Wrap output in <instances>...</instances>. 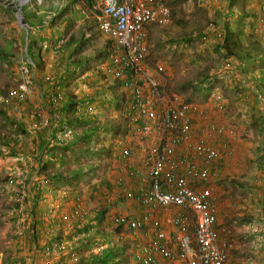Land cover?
I'll list each match as a JSON object with an SVG mask.
<instances>
[{
  "label": "rangeland",
  "instance_id": "374dc122",
  "mask_svg": "<svg viewBox=\"0 0 264 264\" xmlns=\"http://www.w3.org/2000/svg\"><path fill=\"white\" fill-rule=\"evenodd\" d=\"M18 1L0 0V264H42V248L37 245L39 242H35L34 246H30L28 242V239L34 237L37 240V237L44 235L38 233L42 229L37 231L38 220L35 219L33 207L40 208L42 212L40 221L45 224L49 222L52 227L50 230L45 229V233L47 231L48 236L54 235L56 239L65 240L67 243L70 250L61 257L65 264H79L90 254H99L108 248V241L116 246L126 245L125 252L116 257L115 262L139 264L136 254L142 245L140 240L132 238L126 230L121 235L114 234L116 225L113 219L115 217L119 215V217L134 218L137 212L133 202H121L115 199L116 194L112 185L114 176L111 174V168L113 170L114 165L107 154V149L114 141L112 137L105 132L97 133L92 143L83 147V143L79 142L73 148L71 147L72 151L58 150L59 157L54 158V155L51 156L46 151L42 152L39 147L45 135L43 131H37L31 126L33 111L38 112L40 118L49 119L50 117L51 104L46 97L50 91L55 92L57 89L53 87V84H46L45 79L48 77L57 81V78L62 76V85L58 89L64 98L69 97L81 102L83 94H88L90 98L96 94V91L100 92L99 97L92 103V117L90 119L83 117V122L82 120L71 122L68 140L72 136L79 138L83 132L95 126H99L102 130L108 120H115L121 122L122 126H127L126 121H123L120 114L114 110V103L107 100L104 103L100 102L102 93L106 90L105 94L109 95L115 85L112 77L105 73L106 61L103 58L91 61V70L82 77H77L76 74L70 75L66 66L69 52L74 51L76 55L80 54L84 59L94 57L105 49L109 39L99 32L100 34H96L95 38L89 42L82 41V44L78 45L79 39L83 37L82 34L88 26L97 30L96 21L94 17L84 19L79 4L77 7L80 10L75 8L69 13H62L61 8L66 0L22 2V10L27 19H31L37 10L42 11L43 18L46 17L44 18L46 24H42V27L32 30L28 22L26 27H22L19 25L14 9V5L19 4ZM165 1L171 11V21L167 26L156 25L148 28V48L144 65L152 72L157 66L161 67L162 71L157 78L160 91L167 99H178L181 102L197 105L220 121H224L223 115L219 112L220 107L226 106L230 109L231 113L228 116H234L231 119L233 118L237 125L236 140L240 142L238 143L240 150L235 157L223 164L220 180L214 185L227 190L223 201L220 199L219 201L223 210L227 211L229 208L231 211L233 202L236 200L241 202L244 199L245 189L255 175L254 163L257 156H260L257 146L261 140L258 137L259 133L256 135L255 130L250 127V118L255 113L254 109L257 105L255 98L246 90L240 97L236 85L238 81L241 84L243 76L250 77L252 74H258L259 65L255 62L247 63L241 72L238 71L242 68L241 65H237L235 61H232L231 65L223 66L221 54L214 50L217 43L214 36H217L216 30L219 27L218 24L215 25L214 20L221 19L224 29L246 31L245 36L249 43L258 40L264 45V39L259 36L260 32L257 33L255 40L250 36L253 34L249 28L251 23H244L245 18L249 22H254V17H257L258 0H234L233 2L223 0L221 4L214 0ZM231 5L238 11H241V8L255 10L254 16L215 17V12L229 10ZM209 25H212L211 29L207 30ZM43 40L52 50L42 52V49L40 51L37 49V46H43L41 45ZM70 41H74L75 44L70 45ZM32 42L37 44L34 45V51L38 66L23 76L19 69L22 64L26 65L24 51H26V44L30 47ZM54 43L59 46L57 52L53 50ZM25 87H28L30 96L27 100L18 102L12 92H18ZM241 88L245 89L243 86ZM117 91L120 93L121 90L117 89ZM253 104L256 105L253 106ZM64 110L65 112H57L53 116L57 119L75 117L69 110ZM63 128L64 126L57 125L54 130L57 137H63L61 132ZM148 143L150 144L151 140L144 145ZM15 144L18 150L16 155L11 156L8 153L9 146ZM244 145L246 147L242 149ZM20 158L29 162L35 161L34 170L30 172L29 163L22 162V165H19ZM44 162L47 163V172L39 168H42ZM79 169H82L79 175H70V171ZM54 172H60L63 178L46 180L45 175ZM10 178L15 183L13 186L15 190L17 184L22 182H25L27 186V201L24 205L29 229L22 230L17 227L12 196L15 190L7 185ZM37 182L42 195L38 201H35L33 195L37 191L35 189ZM61 192L66 193V199L62 203L58 199V194ZM49 200L52 203L57 202L53 206L64 214L70 212L74 204L78 202L83 205L85 215L75 220L70 228L59 226V214L52 219L53 222L48 218L52 208ZM247 210L249 209L238 210L240 215H235L232 210L234 216L228 219L231 223L226 226L233 231V238L240 245L238 248L233 246L230 252L235 256V260L241 257L250 259L252 263L255 261L254 264H260V254L257 252L256 258L250 254L253 239L243 230L244 225H247L245 223L250 219ZM163 263L183 264L178 259L173 262L163 261Z\"/></svg>",
  "mask_w": 264,
  "mask_h": 264
},
{
  "label": "built area",
  "instance_id": "2783aa9c",
  "mask_svg": "<svg viewBox=\"0 0 264 264\" xmlns=\"http://www.w3.org/2000/svg\"><path fill=\"white\" fill-rule=\"evenodd\" d=\"M14 9L17 12V5ZM80 12L84 19L94 17L99 32L114 43L115 49L104 64L105 73L123 81L128 93V134L115 143L118 164L113 183L124 200L135 202L141 210V215L131 218L127 224L134 238L143 241L136 254L137 261L162 264L178 259L185 264H233L230 257L233 232L229 227L217 228L210 182L219 178L220 166L240 150V142L236 140L237 125L231 119L234 116H228L231 112L226 106L219 109L224 122L197 105L167 99L159 91L157 76L161 67L157 66L153 72L145 67L148 28L167 26L171 21L166 1L92 0L91 7ZM234 12L239 13L237 9ZM257 13L262 23L259 32L264 39V0H258ZM127 68L132 71L130 80L125 79ZM19 71L25 76L29 69L22 64ZM248 78L243 76L241 86L254 94L264 117L263 96L251 89L249 82V88L246 86ZM48 80L51 78L45 79ZM29 93L28 87L12 92L18 102L27 100ZM61 95L59 90L55 91L51 97L52 108L58 107ZM39 115L31 112V126L37 131L43 130L49 122ZM148 140L151 143L144 145ZM255 171L254 184L264 188V163L260 168L256 166ZM12 183L10 178L7 185L15 190ZM260 197L257 194V198ZM26 199L27 189L23 184L13 199V212L22 230L29 229ZM58 199L64 202L66 193H59ZM160 212L163 219L156 217ZM57 214L61 217L59 226L70 228L85 215V210L78 202L66 214L52 206L48 215L51 222ZM163 224L175 229L177 251L166 240ZM67 249L65 240H51L41 251L42 264H65L61 257Z\"/></svg>",
  "mask_w": 264,
  "mask_h": 264
},
{
  "label": "trees",
  "instance_id": "16d2710c",
  "mask_svg": "<svg viewBox=\"0 0 264 264\" xmlns=\"http://www.w3.org/2000/svg\"><path fill=\"white\" fill-rule=\"evenodd\" d=\"M234 0H232L231 2H233ZM80 5L81 10H85V9H89V7H91L92 4V0H66L65 4L63 5V7L61 8L62 13H69L70 10L74 11L75 10V5ZM231 8H229V10L227 9L224 12H215V17H224L225 15L228 16H234V15H239V16H243V15H250L251 17L254 16L255 10H250L248 8H241V11L238 12H234V10H236V7H232V5L230 6ZM254 9V8H251ZM22 14L23 17L26 21V23L28 22L29 18L27 19L25 17V14L22 10ZM257 17H254L253 21L254 22H249V20H247L245 18V22L244 23H251L249 24V28L252 31V35H250L252 38H254L256 40L257 38V33H259L260 30V25L262 24L259 21V14L257 13L256 15ZM217 21V23L215 22ZM215 25L218 24V28H217V36L215 35V39L217 40V43L215 44V48L214 50H216L218 53L221 54L222 58H223V63L222 65H231L232 61H235L237 63V65H241L242 68H240L238 70V68H236L239 72H241V69H244L243 67H245L244 65H246L247 63L250 62H255L257 63V65H259L258 67V74H252L247 80V87H248V82L250 80V84L249 87L251 89H254V91L259 92L264 99V45H262L261 42H259L258 40L255 41L254 43H249L248 40H246V34L244 32V30H237L234 31L233 29L229 28V29H224L223 28V22H221L219 20H214ZM97 26V24H96ZM212 25H209L207 30H210V27ZM97 30H94V27L88 26L85 29V32L82 34L83 37H81L79 39L78 45L82 44V41H86L89 42L90 40H92L93 38H95L96 34L99 33L98 28H96ZM100 34V33H99ZM29 36V35H28ZM259 36L263 39V34H261V32L259 33ZM86 37V38H85ZM217 37V38H216ZM40 39V38H39ZM35 42H32L30 47L29 44H26V54L27 57L29 59H31V64L25 62V64L27 65L28 69L30 71H32L34 68H36L38 66V60L36 58V53H35ZM57 43H54L53 45V50L54 52H57L58 48L56 49V45ZM69 44L74 45L75 42H69ZM37 45V44H36ZM41 45L43 46H37V49L40 51L42 49V52L46 51V50H52V48H50L48 46V43H46L44 40L41 41ZM59 47V46H58ZM115 49L114 43L111 40H108L106 42V46L105 49L103 51H101L100 53L96 54V56L94 57H89V58H81L80 54L76 55L74 53V51L69 52L68 54V61L66 66L68 67V70L70 72V75H74L76 74L77 77H82L85 76L86 73H88L91 70V61H94L95 59H100L103 58L105 61H107L109 59V56L113 53ZM237 70H235V72H237ZM131 74L132 71L127 68L125 70V79L126 80H130L131 79ZM113 79V78H112ZM115 85H113L112 90H110V94L107 95L105 94L106 90L102 93L101 96V103H104L106 100L114 103V110L116 112H118L120 114V118L123 121H126V106H127V101H128V93L126 90H124V82L121 80H117V79H113ZM62 81H63V76L59 77V79L57 78V81L53 78H51V80L48 81H44L46 84L52 85L53 87L56 88L57 90H59L58 88H61L62 85ZM252 87H251V86ZM237 89H238V95L241 97L242 93L245 92V90L247 89H243L241 88V84L240 81L237 82L236 85ZM248 87V88H249ZM117 89H120V93H118V91L116 92ZM60 91V90H59ZM159 91H160V86H159ZM95 95L91 96L90 98L88 97V94L85 96L83 94V98L81 102H77L75 100H73V98H69V97H65L63 95L61 101H59V105L56 109L50 107V117H49V122L47 127L44 128L43 133L45 134L44 137L42 138V141L39 145V147L41 148V151H46L49 154L54 155V158H57L58 154V150H62V152L65 151H72L73 146H76L79 142L83 143V147H85L86 144L92 143L95 139L94 136L97 133H101V132H105L106 134H109L110 137H112V139L114 140L111 144V146L107 149V154L108 156L111 157V163L114 165L113 166V170L111 168V174H113V176L115 177V167L118 164V151L116 149V142L117 140L121 137H126L128 134V130H127V126L124 125L122 126L121 122L115 121V120H108L102 130L100 129L99 126H95L85 132L82 133V135L77 138L76 136H70L71 139H69V135L68 133H70V124L71 122H79L83 119V117L85 118H91L92 117V111H93V101L99 97L98 95L100 94L99 91L95 92ZM55 94V92L50 91L49 95L46 97L48 102L51 104V97ZM251 94V93H250ZM107 95V96H105ZM252 95H254L252 93ZM254 101L257 102L256 99H254ZM103 105V104H101ZM256 104H253V106H255ZM69 110L71 112V114H73V116L75 115V117L73 118H55L53 115H55V113L59 112V113H63L65 112V110ZM260 108H258V106L256 105L253 115L250 118L251 120V128L253 130H255L256 135L259 133L258 137L261 139L259 140V144L257 146V150L260 152V156H257L258 158H256L255 160V167L258 166V168H260L263 163H264V117H262V114H260ZM30 112V111H29ZM28 112V113H29ZM78 115V116H76ZM24 116H26V114H24ZM60 122V123H59ZM83 122V120H82ZM127 123V122H126ZM60 124L62 126H64V128L62 129V134L67 135L66 137H62L59 138L55 135V129L57 127V125ZM50 142V143H49ZM72 147V148H71ZM17 146L12 145L9 146V154L11 156L16 155V151H17ZM257 151V152H258ZM42 157V156H41ZM59 157V156H58ZM260 157V159H259ZM23 163H29L30 164V172H32L34 169L33 167L35 166V161L34 162H29L28 160H21L19 161V165H22ZM45 163V162H44ZM46 166L47 163H45L42 168L39 167L42 171L47 172L46 171ZM223 166V165H222ZM222 166H220L219 168V178L214 182L217 183L220 180V172L222 170ZM36 171V170H35ZM82 172V169L79 170H72L70 171V175L72 176H76L79 175ZM46 180H54V179H61L62 174L60 172H54L53 174H49L47 173L45 175ZM114 180V178H113ZM254 180H251V182L249 183V185H247L246 187V191H245V196L243 197L244 199H246V201H250V203H259V202H264V188H260L257 187L254 184ZM9 181V180H8ZM7 181V182H8ZM223 183V180H221ZM13 186L15 185L14 181H13ZM26 187L27 186L25 184V182L21 183V184H17V188L15 191H13L12 196L13 198L17 197V192H19V189L21 187V185H23ZM113 185V189H114V193L115 195V199L116 201H121V202H125L126 200H124L122 198V196H120L118 194L117 188L114 185V183H112ZM246 186V185H245ZM35 189L37 190L36 193L33 195V198L35 199V201H38L41 198L42 195V190L39 189V184L37 183V185L35 186ZM257 194H260L261 197L257 198ZM254 200H259V201H254ZM27 201V199L25 200ZM25 203V202H24ZM38 203V202H37ZM36 203V204H37ZM36 210L35 207H33L32 211ZM35 212V211H34ZM33 212V213H34ZM35 215V214H34ZM249 221L251 220V216L249 215ZM131 218H124V217H119V215L117 217H115L113 219V223L116 225V228L114 229V234L116 235H121L122 232L124 230L129 232V235L131 236V231L129 230L128 227V222ZM40 224L42 221H38ZM230 228V227H229ZM33 230V228H30ZM233 232V231H232ZM234 239L233 237H231V240ZM233 243V240H232ZM234 244V243H233ZM107 247L106 249H104L102 252H100L99 254H90L88 256V258H86L83 262H80L79 264H118V262H115V258L120 256L122 253L125 252L126 250V245H121V246H116L115 244H111V242H107ZM232 249V248H231Z\"/></svg>",
  "mask_w": 264,
  "mask_h": 264
},
{
  "label": "crops",
  "instance_id": "0c3cea01",
  "mask_svg": "<svg viewBox=\"0 0 264 264\" xmlns=\"http://www.w3.org/2000/svg\"><path fill=\"white\" fill-rule=\"evenodd\" d=\"M214 1H216V2H218L220 4L223 2V0H214ZM230 1H232V0H230ZM75 8H76V5H75ZM41 13H42V11L37 10V11H35L33 13V17L31 19H29L28 26L32 30L36 29V27H42V24L43 25L46 24V22L44 21V18H46V17L43 18ZM53 35H55V34H53ZM57 48H59V47L56 46V49ZM24 58H25V62L31 64V59H29L27 57L26 51H24ZM83 88H84V86H83ZM244 147H246V145L242 146V149ZM255 174H256V171H255ZM254 178L255 177H253L252 180ZM213 185H214V182L211 181L210 182V186L212 187L213 200H214V204H215V207H216V219H217L216 225H218L217 228L219 229L221 227L222 228L223 227H229V226H226V224L231 223V221L228 220V219H231L234 216L232 210L234 211L235 215H240L239 212H238V207H240L241 210L249 209V210H247V212L251 216V220L247 221L245 223L247 225H244L243 230H244V233H247L249 235V237L251 239H253V246H252L253 248H251L250 254L253 256V258H256L255 254L258 252L260 254L259 258L261 259L260 264H264V224H261V219H264V217H263L264 216V202H262V203L261 202H259V203H250V201H246V199L241 200V202L239 200H236L231 205V211H230L229 208L227 209V211H225V210H223L224 208L222 207V205H220L219 199L221 201H223V199L225 198L224 195L227 194V190L225 191L221 187L220 188L215 187V185L213 187ZM254 201H256V200H254ZM257 201H259V200H257ZM243 202H246V203L243 204ZM47 203H48V201H47ZM56 203L57 202L52 203L49 200V204H50L51 207L53 205H55ZM133 203H134V206H135V210L137 212V216L136 217H139L141 215V210H140V208L137 206V204L135 202H133ZM29 210L31 211V209H29ZM38 210H39V212H37ZM34 211L37 212V213L34 212V214H35L34 216H35L36 221L37 220L40 221L41 213H42V212H40L41 211L40 208L39 209L37 208ZM156 217L163 219V213L160 212V213L156 214ZM38 221H37V224H38V230L37 231H39V229L40 230L42 229V231L38 232V233H43L44 235H42L40 238L37 237V240L34 237L31 238V239H28V242H29L30 246H34L35 242H39V244H37V245L43 249V247L48 245L51 242V240L55 239V237H54V235L52 237L48 236L49 233L47 231L45 233V229H48V230L52 229V227H51V225H50V223L48 221L47 222H48L49 225L45 224L44 222L43 223L41 222V224H40ZM233 223H235V222H233ZM44 225H45V227H44ZM163 226H165L164 230H165V236L167 238L166 240L169 242L170 246L174 250L177 251V249L174 247L175 246V242H176L175 229L170 224H168V225L163 224ZM17 227L22 228V226H17ZM255 230H256V232H255ZM131 237L134 238V236L132 234H131ZM232 240H233V243L235 244V245H233L234 248L240 247V245H238V243L236 242V239L235 240L232 239ZM172 241H174V242H172ZM140 242H141V244H143V241H140ZM42 249H41V251H42ZM67 250H70V249L68 248ZM230 257L232 259L233 264H254V263H256L255 261H253L254 263H252L250 261V259L248 260L246 258H241V257L236 258V260H235V258H234L235 256L231 252H230ZM41 258L43 259L42 254H41ZM162 264H164V263H162ZM183 264H185V263H183Z\"/></svg>",
  "mask_w": 264,
  "mask_h": 264
},
{
  "label": "water",
  "instance_id": "95a60500",
  "mask_svg": "<svg viewBox=\"0 0 264 264\" xmlns=\"http://www.w3.org/2000/svg\"><path fill=\"white\" fill-rule=\"evenodd\" d=\"M17 17L19 19V25L22 26V27H26L27 26V23L23 17V14H22V8H21V4H17Z\"/></svg>",
  "mask_w": 264,
  "mask_h": 264
},
{
  "label": "bare ground",
  "instance_id": "6f19581e",
  "mask_svg": "<svg viewBox=\"0 0 264 264\" xmlns=\"http://www.w3.org/2000/svg\"><path fill=\"white\" fill-rule=\"evenodd\" d=\"M24 1H26V0H20V3L24 2Z\"/></svg>",
  "mask_w": 264,
  "mask_h": 264
},
{
  "label": "clouds",
  "instance_id": "9594fccd",
  "mask_svg": "<svg viewBox=\"0 0 264 264\" xmlns=\"http://www.w3.org/2000/svg\"><path fill=\"white\" fill-rule=\"evenodd\" d=\"M76 7H77V5H76Z\"/></svg>",
  "mask_w": 264,
  "mask_h": 264
}]
</instances>
